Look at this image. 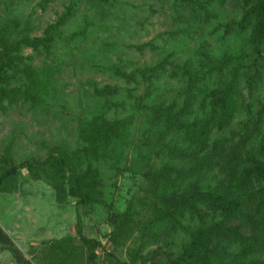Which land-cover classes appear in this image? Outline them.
I'll return each instance as SVG.
<instances>
[{"label":"rangeland","instance_id":"1","mask_svg":"<svg viewBox=\"0 0 264 264\" xmlns=\"http://www.w3.org/2000/svg\"><path fill=\"white\" fill-rule=\"evenodd\" d=\"M72 4L76 9L62 29L64 40L53 45L50 57L30 49L23 52L34 69L54 68L50 75V93L37 107H30L21 99L14 105L0 104V159L8 154L14 164L43 161L50 154L76 149L77 122L99 113L102 108L103 101L96 98L93 86H111L116 90L119 106L105 112L106 116L124 118L126 126L122 138L105 149L104 158L89 164L99 171L105 204L76 208L75 199L67 196L57 181L35 180L19 169L13 186L0 192V229L4 235V240L0 239V264H50L48 244L66 235L73 236L77 251L68 264H78V260L86 264L87 254L81 249L76 234L78 215L85 236L100 240L106 251L128 261V253L138 250L144 242L141 223L153 216L149 184L142 172L168 163L185 168L186 163L161 149L163 143L167 147L175 144L174 137L158 136L150 121L146 122L150 108L163 99L170 100L176 86L173 84L175 87L170 90L166 74L152 82H143L138 75H125L135 68L155 65L166 56L173 63L186 61L193 65L200 47L216 57L224 51L248 50L246 34L225 36L221 29L216 32L213 29L217 24L240 19L242 5L235 0L210 6L208 9L213 15L207 21L196 7L175 5L173 0H110L108 5L96 0H0V30L5 33L4 38L0 37V44L14 43L24 36H41L44 28ZM79 30H84L83 34L68 40V35ZM149 41L156 46L154 51L135 49ZM263 95L264 83L251 96L243 90L234 118L222 131L214 129L211 140L243 132V123L257 114ZM262 144L264 120L259 132L246 145L247 155L260 158L258 148ZM248 166L245 162L241 167ZM210 176L205 182L210 186L222 178V174ZM129 209L135 214L131 220L134 231L128 239H120L122 245L115 246L109 240L113 226L108 215ZM188 221L183 220L181 224L191 225L192 221ZM184 233L176 229L171 235L164 227L156 234L155 242L147 243L140 255L157 247L178 251L188 239ZM253 257L263 258L264 250ZM94 261L111 264L113 259H107L97 248Z\"/></svg>","mask_w":264,"mask_h":264},{"label":"trees","instance_id":"2","mask_svg":"<svg viewBox=\"0 0 264 264\" xmlns=\"http://www.w3.org/2000/svg\"><path fill=\"white\" fill-rule=\"evenodd\" d=\"M173 1L175 5L196 7L207 21L213 15L208 8L222 6L228 0ZM235 1L242 5L240 19L217 24L213 29L215 32L221 29L225 36L246 34V52L224 51L216 57L200 47L193 65L186 61L173 63L170 56H166L155 65L135 68L125 75H138L143 82H152L166 74L170 90L176 86L170 100L163 99L150 108L146 122L150 121L158 136L168 134L174 137L175 144L167 147L163 143L161 149L185 161L186 166L182 168L168 163L159 169L142 172L149 184L153 216L141 223L144 242L138 250L128 253V261L110 254L100 240L85 236L78 215L76 234L81 249L87 254L86 264H98L94 261L97 248L107 259H113L111 264H156L157 261L162 264H264V257H253L264 250V144L258 148L260 158L246 153L248 141L263 125L264 95L257 114L251 121L243 123V132L216 140L210 138L214 129L222 131L232 121L240 107L242 91L251 96L264 83V0ZM96 2L110 4V0ZM75 9L74 4L65 7L64 12L44 28L41 36H24L14 43L0 44V104L14 105L21 99L30 107H37L45 102L54 68L34 69L23 52L30 49L33 53L50 57L53 45L64 40L62 29L72 19ZM83 31L73 32L68 35V40L79 37ZM4 35L0 30V37L4 38ZM135 49L154 51L156 46L149 41L135 46ZM116 73L123 75L119 70ZM93 93L103 101L102 108L99 113L77 122L78 147L50 154L43 161L19 164H14L6 154L0 159V192L13 186L19 169H23L32 179L57 181L62 191L75 199L76 208L105 204L99 171L89 164L104 158L105 149L122 138L126 120L106 116L105 112L119 106L115 100V88L94 85ZM194 105L197 108L194 109ZM149 152L148 149L147 154ZM245 162L249 166L241 167ZM84 163L87 164L85 167ZM211 174H222L220 181L213 186L205 184ZM108 207L111 209V205ZM134 215L131 209L108 215L113 226L109 233L113 245L120 246L123 244L120 239L124 241L130 237L134 231L131 221ZM183 220H191L192 224H181ZM164 227L171 235L181 229L188 237L187 241L178 251L157 247L140 255L147 243L155 242L156 234ZM0 239L4 240L1 229ZM47 250L50 264L58 261V264H68L77 255L71 235L53 240ZM78 264L83 263L78 260Z\"/></svg>","mask_w":264,"mask_h":264}]
</instances>
